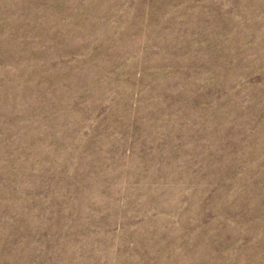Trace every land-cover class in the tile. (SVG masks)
<instances>
[{
    "label": "rangeland",
    "instance_id": "rangeland-1",
    "mask_svg": "<svg viewBox=\"0 0 264 264\" xmlns=\"http://www.w3.org/2000/svg\"><path fill=\"white\" fill-rule=\"evenodd\" d=\"M0 264H264V0H0Z\"/></svg>",
    "mask_w": 264,
    "mask_h": 264
}]
</instances>
